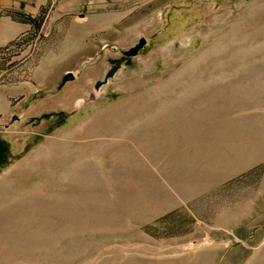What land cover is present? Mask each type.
<instances>
[{
    "label": "rangeland",
    "instance_id": "rangeland-1",
    "mask_svg": "<svg viewBox=\"0 0 264 264\" xmlns=\"http://www.w3.org/2000/svg\"><path fill=\"white\" fill-rule=\"evenodd\" d=\"M41 1L0 50V264H264V0Z\"/></svg>",
    "mask_w": 264,
    "mask_h": 264
},
{
    "label": "crops",
    "instance_id": "crops-1",
    "mask_svg": "<svg viewBox=\"0 0 264 264\" xmlns=\"http://www.w3.org/2000/svg\"><path fill=\"white\" fill-rule=\"evenodd\" d=\"M45 1L39 0H0V48L16 41L24 35L25 38L36 32L35 24L20 17V12L25 17H37L40 10L47 6ZM12 11L14 15L8 12ZM16 15H19L17 17ZM87 16H84L86 18ZM47 19L42 26H45Z\"/></svg>",
    "mask_w": 264,
    "mask_h": 264
},
{
    "label": "water",
    "instance_id": "water-1",
    "mask_svg": "<svg viewBox=\"0 0 264 264\" xmlns=\"http://www.w3.org/2000/svg\"><path fill=\"white\" fill-rule=\"evenodd\" d=\"M147 44V39L146 38H140L138 43H136L134 46L129 48L128 50L125 51V54L127 56L133 57L136 56L142 48ZM74 74L71 71L66 72L63 82H66L67 80L73 79Z\"/></svg>",
    "mask_w": 264,
    "mask_h": 264
},
{
    "label": "trees",
    "instance_id": "trees-1",
    "mask_svg": "<svg viewBox=\"0 0 264 264\" xmlns=\"http://www.w3.org/2000/svg\"><path fill=\"white\" fill-rule=\"evenodd\" d=\"M8 12L11 13V14L13 13L10 10H8ZM12 15H14V14H12ZM16 16L19 17V15H16ZM20 17L21 18H24L25 20L27 19L28 22H31V23L35 24L36 30L39 29V28H41L42 25H43V23H44V21L42 20V18H39L38 16L37 17H25V14L20 12ZM12 45L13 46H16V43H13V44L11 43L10 46H12ZM0 50H4V48H0Z\"/></svg>",
    "mask_w": 264,
    "mask_h": 264
}]
</instances>
